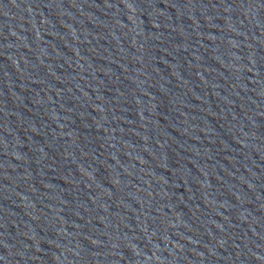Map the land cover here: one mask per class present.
Instances as JSON below:
<instances>
[{
    "label": "water",
    "instance_id": "1",
    "mask_svg": "<svg viewBox=\"0 0 264 264\" xmlns=\"http://www.w3.org/2000/svg\"><path fill=\"white\" fill-rule=\"evenodd\" d=\"M0 264H264V0H0Z\"/></svg>",
    "mask_w": 264,
    "mask_h": 264
}]
</instances>
